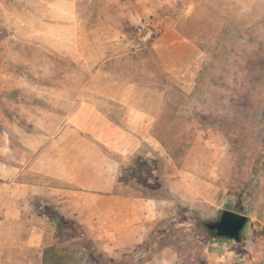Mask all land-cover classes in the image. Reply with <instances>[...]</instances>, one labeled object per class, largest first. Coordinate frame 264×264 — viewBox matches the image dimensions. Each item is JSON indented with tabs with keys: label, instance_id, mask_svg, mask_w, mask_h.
<instances>
[{
	"label": "rangeland",
	"instance_id": "rangeland-1",
	"mask_svg": "<svg viewBox=\"0 0 264 264\" xmlns=\"http://www.w3.org/2000/svg\"><path fill=\"white\" fill-rule=\"evenodd\" d=\"M1 4L0 158L42 146L29 179L66 184L80 164L81 191L117 196L80 219L41 204L48 264H264V226L248 221L228 257L202 225L264 198V0Z\"/></svg>",
	"mask_w": 264,
	"mask_h": 264
},
{
	"label": "crops",
	"instance_id": "crops-1",
	"mask_svg": "<svg viewBox=\"0 0 264 264\" xmlns=\"http://www.w3.org/2000/svg\"><path fill=\"white\" fill-rule=\"evenodd\" d=\"M8 2L10 12L17 14L18 12H27L29 15H34L32 6L34 3L36 4V0H8ZM3 5L0 0V18H4L5 15L8 16L2 8ZM20 22V18H18L15 24L16 30L20 28ZM59 26L64 27L65 31L69 28L67 24L63 26L61 23ZM33 27L30 26V30L24 38L28 42H32L38 38L32 34L34 29L37 30L36 26ZM18 39L20 40L21 38L19 37ZM63 40L61 42H64ZM55 42L59 41L55 40ZM126 53L128 52L108 53L103 56L98 54L96 57L99 60L102 58L103 60L117 59L121 55H126ZM99 65H101L100 61ZM93 72L94 74L96 73L95 70ZM119 103L123 107L131 108L133 106L128 99H121ZM96 105L94 101L89 103V106L92 108ZM76 113L80 112L77 111ZM126 115L131 116L130 109L127 110ZM139 118L140 120L142 119L141 116ZM128 135L130 136V134ZM93 137L101 139L99 134L97 136V134L93 133ZM110 147L116 151H123L121 147L113 144ZM41 148L42 146L35 147L22 164L5 163L0 158V264H48L49 252L55 244L49 241V239L55 234V228L48 221L50 219V210L47 212L45 209H42L41 204H48L50 207L54 204L55 206L53 205L52 209L55 210L61 208L62 211H73L76 215L71 217L80 219L88 215L90 210L93 215L97 214V212L100 213L101 208L97 206L100 200L107 198L110 202L116 203L117 196L114 194L105 195L81 191L82 189L80 188L82 187H80V184L81 186L87 184L80 177V164L74 166L75 171H78L76 174L68 173L67 179H69V182L66 184L49 177H46V179L41 178L35 173L29 179L27 175L33 168V162ZM260 188L264 190V174L260 176ZM83 194L88 195V198L84 197ZM87 204L88 206L86 207ZM255 204L254 207L252 206V212L249 215L231 208L230 210L243 213L248 217L249 222L255 221L264 226V198L255 199ZM112 206V210L111 208L107 210L109 213L116 209L115 205ZM110 230L106 235L111 233ZM207 246H212L213 248L218 246L217 249L219 251L231 257L229 255L231 252L230 246H233V244L227 239L213 238L207 242ZM227 262H230L228 258L224 259L222 263L215 264H227ZM210 264H213V262H210Z\"/></svg>",
	"mask_w": 264,
	"mask_h": 264
},
{
	"label": "water",
	"instance_id": "water-1",
	"mask_svg": "<svg viewBox=\"0 0 264 264\" xmlns=\"http://www.w3.org/2000/svg\"><path fill=\"white\" fill-rule=\"evenodd\" d=\"M248 217L230 209H223L217 219L205 222V227L212 232L213 238H225L240 243Z\"/></svg>",
	"mask_w": 264,
	"mask_h": 264
},
{
	"label": "flooded vegetation",
	"instance_id": "flooded-vegetation-1",
	"mask_svg": "<svg viewBox=\"0 0 264 264\" xmlns=\"http://www.w3.org/2000/svg\"><path fill=\"white\" fill-rule=\"evenodd\" d=\"M204 223H205V222H203L202 225H203V227H204V229H205V233H207V234H209V235L212 236V232H211L210 230H208V229L205 227Z\"/></svg>",
	"mask_w": 264,
	"mask_h": 264
},
{
	"label": "trees",
	"instance_id": "trees-1",
	"mask_svg": "<svg viewBox=\"0 0 264 264\" xmlns=\"http://www.w3.org/2000/svg\"><path fill=\"white\" fill-rule=\"evenodd\" d=\"M225 239V238H224Z\"/></svg>",
	"mask_w": 264,
	"mask_h": 264
}]
</instances>
